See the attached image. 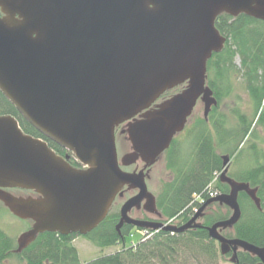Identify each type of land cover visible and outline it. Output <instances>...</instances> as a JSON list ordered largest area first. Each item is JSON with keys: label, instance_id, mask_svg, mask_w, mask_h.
I'll use <instances>...</instances> for the list:
<instances>
[{"label": "water", "instance_id": "water-1", "mask_svg": "<svg viewBox=\"0 0 264 264\" xmlns=\"http://www.w3.org/2000/svg\"><path fill=\"white\" fill-rule=\"evenodd\" d=\"M222 15L264 22V0H0V92L86 168L75 170L47 142L26 135L17 119L0 117V200L13 216L33 223L16 254L45 233L88 236L128 188L138 194L121 207L119 234L125 226L173 234L205 229L223 257L232 253L230 263L241 264L243 252L264 264V247L223 235L241 221V194L263 211L259 190L229 177L230 156L222 157L220 175L229 193L208 201L181 227L160 222L164 216L147 186L150 169L184 132L197 104L206 122L218 107L207 67L227 41L216 28ZM122 126L131 152L120 160ZM138 162L143 170H123ZM14 189L42 198L5 191ZM213 203L232 214L205 228L200 220ZM142 207L158 221L131 218Z\"/></svg>", "mask_w": 264, "mask_h": 264}, {"label": "trees", "instance_id": "trees-1", "mask_svg": "<svg viewBox=\"0 0 264 264\" xmlns=\"http://www.w3.org/2000/svg\"><path fill=\"white\" fill-rule=\"evenodd\" d=\"M216 28L227 41L223 51L215 54L208 62V85L213 90L219 107L223 98L233 91L230 78L235 73H239L254 105V116L250 119L247 114L234 111L233 115L237 122L234 128L227 127L224 119L214 123L213 117L218 107L213 109L208 122L202 118L198 123L199 134L195 136L192 162L180 164L178 160V163H174L173 161L179 156L170 149V155L173 156L169 161V167L174 170L175 179L163 184V189L157 196V206L165 219L181 227L195 215L193 214L195 208L201 209L205 205L200 204V199L206 203L211 200L209 198L211 185L222 195L228 194V186L223 185L219 178L224 171L222 157L228 155L231 158L229 169L231 178L259 190L258 196L263 211L257 210L247 195L241 194L239 197L241 221L235 226L234 232L224 231L223 235L228 239H239L263 248L264 137L260 139L256 128H261L264 133V22L245 15L237 18L222 15L216 21ZM236 60L240 61V68L236 66ZM222 85L225 87L222 88ZM181 90L182 87L169 91L162 96V99H169ZM1 116L14 117L26 135L43 139L52 149L55 148L50 140L44 138L23 119L0 92ZM210 126L215 133L209 129ZM214 134L217 137L216 141ZM219 149H222L226 155L219 154ZM232 158L237 165L233 170H231ZM231 214L227 207L214 203L206 209L200 222L205 228L211 227L217 222L229 219ZM119 215L118 210L113 209L100 227L86 237L91 244L100 249L121 246L122 249L115 254L83 263L78 249L72 245L76 237L67 238L45 233L23 253L14 255L13 250H16L17 246L0 232V264L10 258H16L26 264L217 263L218 244L209 238L205 229L189 230L182 234L160 231L145 237L138 244L127 247L126 242L131 238L133 228L125 226L119 234L116 230ZM238 258L241 264H258L259 261L243 252L238 254Z\"/></svg>", "mask_w": 264, "mask_h": 264}, {"label": "rangeland", "instance_id": "rangeland-1", "mask_svg": "<svg viewBox=\"0 0 264 264\" xmlns=\"http://www.w3.org/2000/svg\"><path fill=\"white\" fill-rule=\"evenodd\" d=\"M235 63L236 66L240 68V61L236 60ZM229 81L233 91L230 95L223 98L222 103L217 109V112L214 114L213 121L215 123L219 120L222 121L224 119L226 121L227 127L234 128L237 125V122L233 115V112L238 110L243 114H247L248 117L252 119L254 116V105L250 100L249 94L245 89V85L243 84V81L240 79L239 73H235L230 78ZM223 87H225V85H222V88ZM203 114H204V107L202 104L199 103L188 125V128L184 131L183 134H181L176 139L175 145H173L172 143L171 146V150L173 149L172 153L179 156L177 157L178 159L176 161H173L174 163H178L179 161L180 164L182 162L184 163L192 162L194 148H195L194 147L195 138H196L195 136L199 134L198 123L202 120ZM209 129L215 133L214 129L211 126ZM256 130L260 136V139H263L264 133L262 132L261 128H256ZM214 140L215 141L217 140L215 134H214ZM258 143L260 144L261 141L259 140ZM116 144H117L119 159H122V157H124L126 154L131 152L130 144L125 139V136H121L117 134ZM171 150L167 151L162 156L161 160L157 163L154 170L152 171V174H150L151 178L147 182V185L149 186L148 187L149 191L156 197L160 195L163 189V184L169 183L175 179L173 173L174 170L172 171L169 167V161L173 156V154L170 155ZM218 153L221 155H226V153L222 149H219ZM138 163L140 164V162ZM138 163H136L135 165H137ZM231 167H232L231 170L237 167V165H235L233 162V158H232ZM229 176L231 177L230 173ZM31 226L32 224L30 222L28 223L26 221L19 220L13 217L12 215H10L5 208L0 210V232H2L5 236L11 239L16 246L20 236L26 233L27 231H29ZM132 233L133 236L127 239L126 242L127 247H130L133 244H138L143 238V233L139 232L138 230H133ZM72 245L73 247L78 249L80 258L82 259L81 261L83 263L98 259L99 257L115 254L122 249L121 246H115L114 248H108V249H100L95 247L93 244H91L86 238H82V237L73 240ZM218 250H219L218 251L219 257L217 259V263L215 264H232L229 261V256L223 257L220 254L219 245H218ZM7 261H9L8 264H26L24 261H19L16 258H10ZM2 264H5V262H3Z\"/></svg>", "mask_w": 264, "mask_h": 264}, {"label": "flooded vegetation", "instance_id": "flooded-vegetation-1", "mask_svg": "<svg viewBox=\"0 0 264 264\" xmlns=\"http://www.w3.org/2000/svg\"><path fill=\"white\" fill-rule=\"evenodd\" d=\"M185 88V86L183 87V89ZM177 94V93H175ZM174 94V95H175ZM165 100H167V98H164L162 100H160L157 104H160L162 102H164ZM124 128V126H122L119 131H118V134L121 135V131L122 129ZM188 128V126H187ZM186 128V129H187ZM122 136H125V135H122ZM125 139H126V136H125ZM48 143V142H47ZM55 148H53V150L55 151V153L60 156L61 158L65 159L70 165L72 168H74L75 170H78V171H83L85 170L86 168L81 165L76 159L75 157L70 153L68 152L67 150H64L63 148H61L60 146L56 145L55 143L51 142ZM49 144V143H48ZM157 165V164H156ZM155 165V166H156ZM144 164L140 162V164L138 163L137 165H133L132 167L130 168H127L126 171L127 172H139L141 170L144 169ZM155 166H153L151 169H150V174H152V171L154 170ZM151 177H149L150 179ZM149 179H147V182L149 181ZM149 187V186H148ZM6 192L14 195L15 197H23V198H28V197H33V198H36V199H40L42 198L41 195L37 194V193H32V192H28V191H24V190H5ZM2 191H0V196L2 195L1 193ZM138 194V191L134 190H129L128 188H125L124 191H123V196L122 197H118V199L115 201L113 207H112V210L115 209V210H118L119 214H120V210H121V207L124 205V203L126 201H128L129 199H131L132 197L136 196ZM211 207V206H209ZM208 207V208H209ZM6 209L4 203L0 200V210L2 209ZM111 210V211H112ZM8 213L10 214V212L8 211ZM11 215V214H10ZM130 216L131 218L135 219V220H139V221H144V222H147V221H153L152 220V215L144 210V208H140V209H133L132 212L130 213ZM120 221V215H119V220L117 222V224L119 223ZM100 227V226H99ZM98 227V228H99ZM131 227V226H130ZM32 228V226H31ZM30 228V229H31ZM97 228V229H98ZM133 228V227H132ZM29 229V230H30ZM58 236H61V237H76V238H80L78 233H75V234H71V235H68V236H62L60 234H57ZM16 250L13 251V254L14 255H18L15 253ZM232 253L229 254V256H231ZM8 259L4 260L3 262H5V264H8L9 261H7ZM260 261H258L257 263H259Z\"/></svg>", "mask_w": 264, "mask_h": 264}, {"label": "built area", "instance_id": "built-area-1", "mask_svg": "<svg viewBox=\"0 0 264 264\" xmlns=\"http://www.w3.org/2000/svg\"><path fill=\"white\" fill-rule=\"evenodd\" d=\"M210 193H209V198H215L218 196V192L213 189L212 185L209 187ZM200 202H204L203 199H200ZM198 211V208H195L193 211V214H196Z\"/></svg>", "mask_w": 264, "mask_h": 264}]
</instances>
